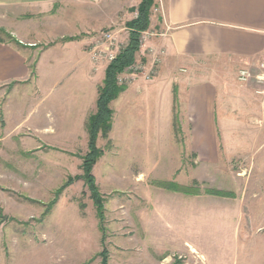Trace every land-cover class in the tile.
<instances>
[{
  "label": "rangeland",
  "instance_id": "1",
  "mask_svg": "<svg viewBox=\"0 0 264 264\" xmlns=\"http://www.w3.org/2000/svg\"><path fill=\"white\" fill-rule=\"evenodd\" d=\"M130 9L106 23L101 8L88 17V6L71 1L54 18L52 34H40L42 23L33 31V38L43 40L29 57L30 65L51 42L49 37L64 44L62 35L84 33L91 61L92 40L104 30H117L125 45L126 19L137 15ZM0 38L10 40L1 32ZM142 57L138 53L137 60ZM79 58L73 46H54L37 64V81L0 89V264H102L105 257L108 264H264V193L259 194L258 180H248L246 198L255 195L249 209H239L234 196L206 192L239 191L252 162L234 158V147L229 154L221 143L217 163L200 167L194 161L181 129L186 90L177 82L170 131L156 97L142 117L129 118L121 98L112 102L113 127L107 138L98 136L97 146L104 154L93 167L105 208L101 231L92 193L83 180V159L89 149L84 107L93 85L82 74V65L88 67V62L81 64ZM93 63L99 83V66L107 62ZM205 65L203 69L223 72L228 82L234 78L238 91L253 89L260 96L257 91L264 89L255 78L239 82V66L235 70L232 65L215 66V60ZM209 78L214 77H196ZM229 92L226 103L234 109V101L242 99ZM96 94L97 88L95 98ZM222 100L219 95L218 103ZM142 105L146 106L145 99ZM241 110L246 111L239 106ZM251 172L254 175V168ZM165 181L198 194L172 190L161 184Z\"/></svg>",
  "mask_w": 264,
  "mask_h": 264
},
{
  "label": "crops",
  "instance_id": "2",
  "mask_svg": "<svg viewBox=\"0 0 264 264\" xmlns=\"http://www.w3.org/2000/svg\"><path fill=\"white\" fill-rule=\"evenodd\" d=\"M71 1L79 6H88V17L94 16L95 8H101L106 23H109L110 19L114 21L123 11L137 7L141 2V0H0V27L16 41L0 42V89L9 85L15 87L17 84L32 80L37 81L36 67L46 51L58 45L62 48L73 46L80 54L78 62L81 64L88 62V67L82 65V74L90 79L93 85L89 103L84 104V108L88 110L86 122L88 115L97 110L98 88L102 84L108 63L99 66L102 81L97 83L95 64L90 60L84 47L85 34L62 35L60 41L64 44H57L58 40L54 41L52 37L47 38L46 40L51 39V42L40 50L35 65L29 63V57L34 56L33 52L40 48L37 47L38 43H42L43 40L33 38V31L42 23L45 28L41 31L40 28L43 27L40 26V34L44 36L47 33L52 34L50 32L56 22L54 18H59L63 8L70 5ZM135 16L134 12L132 16L128 15L126 20L129 21ZM124 29H127L126 23ZM148 29L156 35L149 37L146 46L163 48L166 54L153 80L146 82L144 78L136 77L128 84L126 90L118 96L121 98L120 106L126 109L129 118L137 114L142 117L143 111L156 97L160 111L164 109L167 130L170 131L173 128L172 108L177 98L173 84L176 82L178 85L183 84L186 90L182 99V112L185 118L182 120L181 129L188 136L184 145L195 156L194 161L198 162L199 166L200 163L219 161L220 143L222 147L226 146V152L229 154H232L231 149L234 147V158L252 162L251 167L246 168L250 169V173L244 178L245 186L240 184L239 191L234 189V202H239V209L253 208L251 201L255 200V195L246 198L249 178L258 180L256 182L261 184L259 194L264 193V110L261 107L263 96H257L253 89L238 91L234 86V78L232 82H228L223 72L203 68H206L207 61L215 60V66L232 65L234 70L239 66L240 70H250L253 75L261 71L264 54V0H155ZM127 34L128 42L129 31ZM138 53L143 55V50ZM239 73L238 71V75ZM200 74H212L214 78L198 81L196 77ZM33 75L35 76L32 78ZM237 80L244 83L239 77ZM250 81L251 79L245 83ZM231 90L236 93L235 97L242 99L234 101V109H230L226 103ZM219 95L223 97L220 103ZM144 99L146 106L142 105ZM239 106L244 107L246 111L238 112ZM242 112H245L243 117L240 116ZM260 119L262 121L258 122ZM229 130H234V135ZM252 168L254 175L251 172ZM245 171L239 174L241 178Z\"/></svg>",
  "mask_w": 264,
  "mask_h": 264
},
{
  "label": "trees",
  "instance_id": "3",
  "mask_svg": "<svg viewBox=\"0 0 264 264\" xmlns=\"http://www.w3.org/2000/svg\"><path fill=\"white\" fill-rule=\"evenodd\" d=\"M154 4L155 0H141L137 7H132L130 9L131 11H136L137 15L133 19L126 22V27L129 31L128 42L120 50L115 59H113L107 65L104 79L98 88L97 110L88 116L86 122V128L89 136V149L83 159V180L92 193L91 197L94 200L98 218L101 221V231L103 230L102 221L104 219L103 210L105 208L103 205V198H101L99 195V187L96 184V177L93 174V167L96 164L98 158L104 154V150L97 146V138L100 134L107 138L112 130L114 109L111 103L117 99L118 96L124 90H126L128 86L127 84L120 83L118 78L121 73H123L136 61L137 53L140 50V37L142 32L146 31L150 26V16ZM0 32L9 36V42H16L15 39L9 33H7L4 28L0 27ZM0 42H5V40L0 38ZM34 70L35 68L33 67L32 71L34 72ZM68 183L70 184L71 182ZM161 184L175 191L198 194L196 189L191 190L177 183L165 181L161 182ZM206 192L209 194L228 197H233L235 195L232 191L212 188L207 189ZM102 264H108L106 257L103 258Z\"/></svg>",
  "mask_w": 264,
  "mask_h": 264
},
{
  "label": "built area",
  "instance_id": "4",
  "mask_svg": "<svg viewBox=\"0 0 264 264\" xmlns=\"http://www.w3.org/2000/svg\"><path fill=\"white\" fill-rule=\"evenodd\" d=\"M154 35L156 34L150 31L142 32V37H140V50H143L142 58L145 59H136L134 64L121 73L118 78L120 83L128 85L130 81L136 77H142L150 81L157 76L166 51L163 48L146 46L149 37ZM125 45H121L119 32L117 30L108 29L102 31L93 38L90 53L94 62L98 63L105 60L109 64V62L115 59ZM252 78H255L258 83L264 84V54L261 63V71L259 73L253 75L250 70H240L239 79L241 81L246 82ZM257 93L263 96L261 107L264 110V89L258 90Z\"/></svg>",
  "mask_w": 264,
  "mask_h": 264
}]
</instances>
